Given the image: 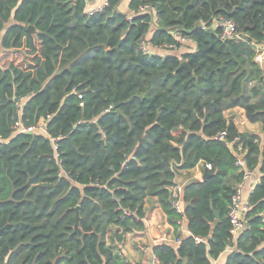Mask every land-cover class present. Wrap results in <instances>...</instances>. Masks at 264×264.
Returning a JSON list of instances; mask_svg holds the SVG:
<instances>
[{
    "label": "trees",
    "instance_id": "16d2710c",
    "mask_svg": "<svg viewBox=\"0 0 264 264\" xmlns=\"http://www.w3.org/2000/svg\"><path fill=\"white\" fill-rule=\"evenodd\" d=\"M106 1L0 0V264H133L119 247L145 232L151 197L192 233L154 246L162 263L215 264L231 248L226 264H264V127L225 116L242 107L264 126V0ZM218 17L244 39L203 28ZM235 151L261 175L237 236ZM200 161L212 175L185 185L178 213V173Z\"/></svg>",
    "mask_w": 264,
    "mask_h": 264
},
{
    "label": "crops",
    "instance_id": "0c3cea01",
    "mask_svg": "<svg viewBox=\"0 0 264 264\" xmlns=\"http://www.w3.org/2000/svg\"><path fill=\"white\" fill-rule=\"evenodd\" d=\"M106 0H90L89 9H94L103 3ZM129 1L124 0L121 8L123 10L129 9ZM129 12V11H127ZM258 54V61L264 67V45H260ZM225 116L228 120L233 121L240 132H253L257 134L263 133V122L261 121H252L246 112L245 108L234 107L225 111ZM206 162L200 161L195 167L188 169H181L176 178V184H181L185 187L186 184L193 181H205L206 174L208 169L206 168ZM260 171L254 170L252 177L247 180L243 187V199H249L253 188L260 180ZM145 210L147 212L145 222L146 230L142 233H130L127 235L126 241L123 245H120V249L130 260L135 264H151V252L145 251L143 246L150 245L152 241L158 237H166V241L163 242H172L177 244L176 238L179 233L185 234L186 226L185 221L180 220V226L178 229L174 227L169 221L168 216L161 207V204L157 197H151L146 200ZM162 243V242H161ZM232 249L229 248L223 253L218 259L214 262L216 264H226L227 254Z\"/></svg>",
    "mask_w": 264,
    "mask_h": 264
},
{
    "label": "built area",
    "instance_id": "2783aa9c",
    "mask_svg": "<svg viewBox=\"0 0 264 264\" xmlns=\"http://www.w3.org/2000/svg\"><path fill=\"white\" fill-rule=\"evenodd\" d=\"M106 6H107V1H105V3H103L102 5L90 10V12L91 13L101 12ZM147 7L148 6L143 7L142 10L147 9ZM127 18L129 20H131L133 18V14H129ZM212 27L221 29V37L223 39H236V40L244 39V34L238 32L236 24L232 19H229L226 17H218L212 21V24L210 26H206V24H203L204 29H207V28L211 29ZM178 40L187 41L188 39L186 37L182 36L181 34H178ZM167 47H176V46L170 45ZM141 48L147 53H150V51H151V49L148 47V44L144 40L141 42ZM80 97H82V95H80ZM14 127L16 129H20V131H22V132L30 131V130H33L34 128H36L34 126L26 127L20 121H18ZM39 128L44 129V123L43 122H41L39 124ZM214 140L225 142V143H228V145H230V143L227 141V132L226 131L219 132L214 137ZM53 141L55 142L56 139H53ZM239 141H240V139H239V137H237L233 143L239 142ZM57 148H58V146L55 145V149H57ZM235 156H236V165L238 166L240 171L244 172L243 179L238 184V186L236 188V193L233 197V202H232V205H231L230 211H229V217H230V220L232 223L231 231H232L234 236H237L238 233L242 229L245 228V221L243 220V216H244V213L250 207L249 201L243 199V191L242 190H243V187H244L245 183L247 182V180H249L252 177L253 170H250L247 167V163H246V160L243 156V153H241L239 151H235ZM206 168L212 169V165L206 164ZM183 192H184V186L181 184H175L174 187L172 188V204L178 213H183V206H182ZM185 232L188 235H192V233L188 229H186ZM194 239L198 243L205 242V239H203L202 237H199V236H194ZM163 241H166V237L162 236V237H158V238L154 239L150 245L143 246V249L145 251L151 252V264H164L160 261L158 256L153 251V247L160 244ZM181 241H182V238L178 236L176 238L175 242L178 244ZM133 264H135V263H133Z\"/></svg>",
    "mask_w": 264,
    "mask_h": 264
},
{
    "label": "water",
    "instance_id": "95a60500",
    "mask_svg": "<svg viewBox=\"0 0 264 264\" xmlns=\"http://www.w3.org/2000/svg\"><path fill=\"white\" fill-rule=\"evenodd\" d=\"M28 29H29L30 31H33V32H35V31L37 30L36 27L33 26V25L29 26ZM182 66H188V67H189V63H188L187 61H184V62H182ZM146 97H148V93H146ZM211 175H212V174L207 173L206 176H205V178H208V177H210ZM216 214L218 215L217 212H216ZM78 218H79V215H78Z\"/></svg>",
    "mask_w": 264,
    "mask_h": 264
}]
</instances>
